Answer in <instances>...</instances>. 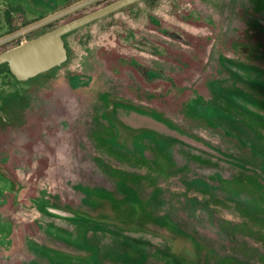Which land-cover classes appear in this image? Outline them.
<instances>
[{"label":"rangeland","instance_id":"obj_1","mask_svg":"<svg viewBox=\"0 0 264 264\" xmlns=\"http://www.w3.org/2000/svg\"><path fill=\"white\" fill-rule=\"evenodd\" d=\"M114 1L83 0L71 8L69 0H0V53ZM105 21L115 26L98 30ZM156 23L166 31L155 33ZM170 29L180 38L169 36ZM133 31L160 49L158 57L146 54L145 64L153 63L155 71L157 60L160 73L175 82L166 94L178 109L194 117L197 104L207 102L256 134V149L264 144V0H139L124 6L66 35L67 62L25 81L0 66V264H138L139 251L147 264H190L158 254L155 248L170 249L160 236L97 220L128 218L147 194L158 205L168 192L176 197L184 190L161 188L153 182L159 172L138 174L129 159L122 166L124 159L112 156L104 141L109 135L96 128L106 123L103 106L119 94L156 105L154 90L145 86L139 94L132 69L116 63L117 55L133 54L121 46L125 32ZM177 159L171 167L178 175L190 172L191 164ZM151 174V184H137Z\"/></svg>","mask_w":264,"mask_h":264},{"label":"flooded vegetation","instance_id":"obj_2","mask_svg":"<svg viewBox=\"0 0 264 264\" xmlns=\"http://www.w3.org/2000/svg\"><path fill=\"white\" fill-rule=\"evenodd\" d=\"M71 1L68 7L72 8L83 0L73 6ZM118 10L97 19L109 17ZM113 22L109 24L105 21L103 26L101 24L97 28H111L115 26ZM154 26L155 33L166 31L157 23ZM174 31L170 29L168 35L180 38ZM133 32H125L128 35L127 43L121 45L133 54L117 55L116 63H125L127 68L132 69L137 79L134 86L138 87L139 94L143 93L145 86L154 90L151 99L157 106L150 107L119 94L120 98H116V102L103 106L101 116H104L106 123L97 122L96 128L101 127L102 134L109 135L104 141L113 153L112 156L124 159L122 166L127 165L129 159L137 165L133 167L136 171L138 169L136 173L154 169L161 174L158 175L160 180L153 181L154 174H151L149 180L141 178L137 184L140 182L148 185L151 180L160 183L161 188L165 185H182L185 191L176 197H172L171 191L168 192L166 201L158 205H153L147 194L138 212H132L128 218L111 216L106 220H97L112 222L115 227L122 229L160 236L170 249L168 252L158 248L155 250L168 261L180 259L190 264H264V144L259 146L261 149H256V134L240 121L230 119L212 108L207 102L197 104L194 117L178 109L181 106L178 107L170 95L166 94L168 89L175 86V82L168 75L160 73L157 60H154L155 71L151 68L153 63L148 66L145 64L146 54L158 57L160 49L152 40L144 39L140 31ZM153 34L150 33L151 36ZM64 36L66 62L69 49ZM159 83H163L164 87L156 91ZM199 114L206 121L197 118ZM178 156L192 166L190 172L182 173L183 176H179V172L171 167L179 163ZM233 170H237V173ZM239 170L243 172L242 179L238 176ZM253 178H256L255 182ZM255 202L257 204L254 205ZM253 210L259 212V215L254 217ZM175 212L182 217H176ZM226 217L241 218V221L231 225L224 219ZM139 256L137 263L147 264V258L140 251Z\"/></svg>","mask_w":264,"mask_h":264},{"label":"water","instance_id":"obj_3","mask_svg":"<svg viewBox=\"0 0 264 264\" xmlns=\"http://www.w3.org/2000/svg\"><path fill=\"white\" fill-rule=\"evenodd\" d=\"M138 0H118L36 38L0 53L17 81H25L62 64L67 59L63 36L76 28Z\"/></svg>","mask_w":264,"mask_h":264},{"label":"trees","instance_id":"obj_4","mask_svg":"<svg viewBox=\"0 0 264 264\" xmlns=\"http://www.w3.org/2000/svg\"><path fill=\"white\" fill-rule=\"evenodd\" d=\"M150 18V17H149ZM62 26V25H61ZM57 27H59V26H57ZM57 27H55V28H57ZM55 28H53V29H55ZM53 29H49V30H47V31H44L43 33H40V34H38V35H35L34 37H31V38H29L28 40H31V39H33V38H36V37H38V36H40V35H42V34H44V33H46V32H49V31H51V30H53ZM72 32V31H71ZM71 32H69V33H71ZM69 33H67L66 35H68ZM65 35V36H66ZM64 36V37H65ZM20 43H17L16 45H14L13 47H16V46H18ZM12 47V48H13ZM69 51V50H68ZM153 55H156V54H153ZM67 62V61H66ZM0 66H5L6 67V70H7V73H8V75L11 77V78H13V79H15L14 78V76L9 72V69H8V66H7V64L5 63V64H1ZM16 80V79H15ZM17 81V80H16Z\"/></svg>","mask_w":264,"mask_h":264}]
</instances>
